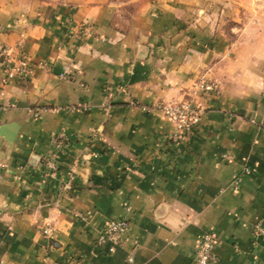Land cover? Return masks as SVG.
Segmentation results:
<instances>
[{
    "label": "crops",
    "instance_id": "1",
    "mask_svg": "<svg viewBox=\"0 0 264 264\" xmlns=\"http://www.w3.org/2000/svg\"><path fill=\"white\" fill-rule=\"evenodd\" d=\"M212 18L189 0L0 2V46L33 64L0 63V264H193L203 232L215 264H264V31ZM201 80L218 91L175 143L158 105ZM110 220L127 222L112 252Z\"/></svg>",
    "mask_w": 264,
    "mask_h": 264
},
{
    "label": "built area",
    "instance_id": "2",
    "mask_svg": "<svg viewBox=\"0 0 264 264\" xmlns=\"http://www.w3.org/2000/svg\"><path fill=\"white\" fill-rule=\"evenodd\" d=\"M80 31L84 36H90L93 30L90 26H82ZM17 49L18 52L13 54L9 47L0 46V63L5 79H25L32 72L33 64L29 56L19 48ZM38 65L41 66V63ZM217 91L218 86L214 81L201 80L193 85L189 98L169 100L158 105L161 115L173 127L170 136L173 142L177 143L183 140L200 123L202 108L197 102L198 95L217 93ZM31 113L33 115L37 114L33 111ZM64 140L63 135H58L52 139V145L58 148L64 144ZM44 161L50 176H54L56 170L55 154H50V157L45 158ZM238 182L239 179H236L234 182L235 187ZM126 228L127 222L125 220L106 221L96 237L97 244L109 243L108 251H114L115 246L120 243ZM41 234L45 239H50L53 229L50 226H45L41 229ZM262 238H264V225L255 223L253 225L252 240L256 243ZM216 244L217 239L212 233L203 232L200 234L195 242L193 264H215L216 257L213 251Z\"/></svg>",
    "mask_w": 264,
    "mask_h": 264
},
{
    "label": "rangeland",
    "instance_id": "3",
    "mask_svg": "<svg viewBox=\"0 0 264 264\" xmlns=\"http://www.w3.org/2000/svg\"><path fill=\"white\" fill-rule=\"evenodd\" d=\"M2 0H0L1 2ZM180 1V0H179ZM184 1V0H181ZM196 9H212V22L221 20L222 30L249 29L255 35L264 31V0H189Z\"/></svg>",
    "mask_w": 264,
    "mask_h": 264
}]
</instances>
